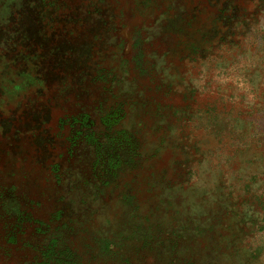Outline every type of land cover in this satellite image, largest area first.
<instances>
[{"label": "rangeland", "instance_id": "rangeland-1", "mask_svg": "<svg viewBox=\"0 0 264 264\" xmlns=\"http://www.w3.org/2000/svg\"><path fill=\"white\" fill-rule=\"evenodd\" d=\"M48 234L64 264H264V0H0V264Z\"/></svg>", "mask_w": 264, "mask_h": 264}, {"label": "trees", "instance_id": "trees-1", "mask_svg": "<svg viewBox=\"0 0 264 264\" xmlns=\"http://www.w3.org/2000/svg\"><path fill=\"white\" fill-rule=\"evenodd\" d=\"M48 236L49 234L45 238H43L42 243L40 244L38 249L39 264H64L62 260H60V253L57 252L56 254H54L53 252V248H56V245L54 247V244L58 239L56 237L49 238Z\"/></svg>", "mask_w": 264, "mask_h": 264}]
</instances>
